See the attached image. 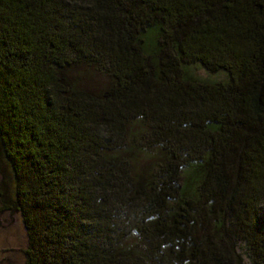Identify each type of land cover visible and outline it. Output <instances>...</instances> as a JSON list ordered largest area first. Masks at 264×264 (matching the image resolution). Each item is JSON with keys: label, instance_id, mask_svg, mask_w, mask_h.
I'll use <instances>...</instances> for the list:
<instances>
[{"label": "trees", "instance_id": "obj_1", "mask_svg": "<svg viewBox=\"0 0 264 264\" xmlns=\"http://www.w3.org/2000/svg\"><path fill=\"white\" fill-rule=\"evenodd\" d=\"M1 212L24 264H264V0H0Z\"/></svg>", "mask_w": 264, "mask_h": 264}, {"label": "rangeland", "instance_id": "obj_2", "mask_svg": "<svg viewBox=\"0 0 264 264\" xmlns=\"http://www.w3.org/2000/svg\"><path fill=\"white\" fill-rule=\"evenodd\" d=\"M26 235L17 213H0V264H24ZM238 252L246 263L242 251Z\"/></svg>", "mask_w": 264, "mask_h": 264}]
</instances>
